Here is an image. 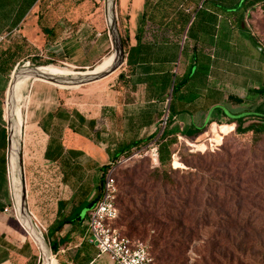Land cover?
I'll use <instances>...</instances> for the list:
<instances>
[{"label": "crops", "instance_id": "1", "mask_svg": "<svg viewBox=\"0 0 264 264\" xmlns=\"http://www.w3.org/2000/svg\"><path fill=\"white\" fill-rule=\"evenodd\" d=\"M32 1L17 0L18 6L22 3L19 12L25 14L18 24L1 32L7 31L8 35L0 45L2 49L18 42L29 49L16 65L24 59L39 62L43 59L85 70L107 57L112 42L102 0H35L28 8ZM92 2L99 4L91 6ZM143 3L144 0H135L138 14ZM263 5L261 0L245 13L252 8L262 9ZM219 19L214 42L188 39L186 51L178 58L180 77H186L194 65H209L208 70L189 75L190 80L173 101L172 113L168 110L172 118L168 131L177 133L186 142L201 140L205 135L211 138L213 125L230 126L232 133L238 123L246 127L255 124V120L250 121L253 118L264 122V96L255 90L264 85L254 86L250 82L252 77L264 79V61L261 55L257 57V52L264 55V51L249 39L245 25H231L221 16ZM232 30L227 38L225 31ZM135 32L131 33L130 47L136 44ZM218 32L224 37L222 46L218 44ZM226 45L231 46V53ZM229 54L233 56V67L225 68V78L217 77L220 67H225L231 59ZM0 79L4 91V97L0 95V264H40V252L31 237L12 212L4 211L11 202L6 130L9 83L1 73ZM227 83L234 88L223 87ZM139 86L134 101L139 110L121 108L112 102L103 107L83 105L67 89L36 82L31 86L24 112L25 141L30 156L25 179L27 201L30 212L44 227L43 235L50 243L57 244L56 253L60 255L57 264H115L87 242L83 219L100 196L104 167L123 158L128 153L126 147L134 141L155 134L151 142L156 144L163 132L157 126L160 101L147 97L144 83ZM258 98L261 103L255 108ZM136 146H131L130 151Z\"/></svg>", "mask_w": 264, "mask_h": 264}, {"label": "rangeland", "instance_id": "2", "mask_svg": "<svg viewBox=\"0 0 264 264\" xmlns=\"http://www.w3.org/2000/svg\"><path fill=\"white\" fill-rule=\"evenodd\" d=\"M91 6L98 4L90 3ZM139 4V2H138ZM102 6L105 8V0H102ZM139 11V10H138ZM105 18V12L102 13ZM116 17L118 22V29L123 43L125 52L124 63L111 75H108L100 80L87 83L75 87H60L43 80H31L29 83V90L27 93V100L22 112V134L23 138L20 141V149L22 153L24 178L26 179V171L29 167V145L25 141V108L29 100L31 86L34 82L50 85L60 89H67V93L76 97L83 105H94L103 107L105 103L112 102L121 108L128 107L129 109L139 110L136 104L139 92V83L137 77L132 76L128 78L129 68L127 67V52L131 45V33L136 31L139 22V14L135 8V0H116ZM244 22L247 30L254 34L260 44L264 47V8L259 10H250L244 14ZM136 25V26H135ZM200 28L195 27L193 33H199ZM7 34V31L5 32ZM219 35L218 44L222 46L223 35ZM5 40L2 42L1 45ZM226 44V43H225ZM219 46V47H220ZM229 52H232L230 45H226ZM4 49L0 46V51ZM182 47L180 46L178 57H180ZM27 50L22 48L20 53L25 55ZM112 48L105 55L112 54ZM259 53V54H258ZM264 55L257 52V57ZM232 54H229L228 61L225 67H220L217 77L225 78L227 74L226 69L233 67ZM35 59H40L39 57ZM52 64L61 68H68L73 71H91L90 69H75L66 63L58 61L24 59L20 62L18 69L22 66H42ZM264 63V62H263ZM17 65H15L16 67ZM14 67V69H15ZM264 68V66H262ZM13 69V70H14ZM181 61L176 65V71H180ZM13 72V71H12ZM12 72L7 78L10 82ZM202 72V70H201ZM124 76L120 78V75ZM236 75V73H235ZM238 78L236 76H233ZM3 81V79H0ZM228 81V80H227ZM251 85H264V79L252 77ZM219 83V81L217 82ZM137 84V85H135ZM222 83H219L220 86ZM225 84V83H224ZM0 85H2L0 83ZM232 90L233 85L226 84L223 86ZM3 87H0V95L4 97ZM259 98L255 100L254 107L260 105ZM159 104L158 129L162 132L165 128L168 129L170 125L168 104ZM7 109V107H6ZM166 119V120H165ZM255 124H261L259 119H251ZM248 123V120L246 121ZM7 126V123H6ZM212 138L209 130V136L205 135L201 140L189 139L188 142L178 137V144L174 147L175 153L172 156V168L188 169L184 163H181V158L186 159L193 173L196 172L197 165L201 166L200 176H203V185L200 191L203 193L201 204L198 208H194L193 204L190 209H193L191 226H195L196 232L191 236L190 243L180 248L182 252L178 259L180 264H264V134H231V127L225 128L223 126H212ZM26 143V144H25ZM202 143V144H201ZM203 143L206 144L203 145ZM191 144H201L199 150ZM157 148L155 143L149 141L146 145L141 144L136 146L128 152L124 158L132 157L129 161L121 164L116 173L117 182L119 185L120 196L126 197V193H132L136 198L135 207L131 208L132 213H129L126 205H122L119 199L120 220L118 228L129 238L140 240L146 243L152 250L155 257L161 246L153 244V237L156 235L158 227L153 228V223H145L140 225L141 228L146 229V235H143L139 230V221L137 224H129V222L136 218L139 213V174L136 176L135 188L129 183V178L125 174H130L132 171L139 170V165L143 162L146 167H155L158 165L153 159L152 149ZM27 160V163H25ZM124 174V175H123ZM197 183V181L195 182ZM195 185V184H194ZM97 193V189L95 190ZM218 195L214 200V195ZM97 195V194H96ZM207 197V199H206ZM199 217V218H198ZM139 218V217H138ZM89 215L87 214L83 219V227H85ZM197 219V220H196ZM196 220V223L193 222ZM177 234V232H176ZM47 239V237L45 236ZM49 247L50 241L47 239ZM51 255L53 256L52 264H57L60 255L54 253L51 248ZM105 255V254H104ZM108 256V255H107ZM57 259V261H56ZM41 264V263H40ZM156 264V262H155Z\"/></svg>", "mask_w": 264, "mask_h": 264}, {"label": "trees", "instance_id": "3", "mask_svg": "<svg viewBox=\"0 0 264 264\" xmlns=\"http://www.w3.org/2000/svg\"><path fill=\"white\" fill-rule=\"evenodd\" d=\"M16 1L0 0V33L8 26L12 27L18 24L24 16L25 11L19 12L22 3L18 6ZM260 1L144 0L134 35L136 44L130 47L127 52L128 78L136 76L137 82L144 83L147 86L148 98L156 99L160 103L168 101V110L172 113L173 101L178 99V93L190 80L189 75H192L193 71L200 72L201 68L202 71L205 68L209 69V65L203 64L201 67L197 64L192 66L186 77H180L178 71H175L179 62L178 52L180 46L182 47L181 54H183L187 49L188 39L201 40L203 43L214 42L217 32L215 25L221 21L219 16L231 25H245L246 27L244 22L246 9L253 7ZM34 2L35 0L29 3L28 8ZM16 6L19 8L15 9ZM250 10H256V8ZM195 27L200 28L201 31L193 33ZM232 33L233 30L231 32L225 31L227 38H230ZM248 37L257 48L264 51V47L254 34L249 33ZM2 42H0V45ZM22 48H24L22 42H18L16 45L0 52V73L7 78L19 60L29 53V49L25 48L27 52L22 56V53H20ZM198 60L199 57L195 54V61L198 62ZM123 76L121 74L120 78ZM255 90L259 95L264 96V87H257ZM229 98L239 100L233 96H229ZM171 119L169 117L168 120L171 121ZM223 127L228 128L230 126ZM236 133L264 134V122L246 127H242L238 123L234 132L230 135ZM154 136L155 134L150 135L145 140L134 141L132 145L126 147L127 151L129 152L133 145L147 144ZM177 144V133L170 132L165 128L156 141L158 165L155 167L148 165L146 167L142 162L139 165V170L125 174V177L130 179L129 183L133 188H135L136 176L139 174V213L129 224H137V221H139V226L136 228L139 227L143 235H146V229L141 228L140 225L153 223L152 229L158 227L157 233L153 237V244L160 245L161 249L155 257L148 246L153 257V264L155 262L156 264H180L178 263V259L182 255L180 248L187 245L188 242L190 243L191 236L197 229L194 228L195 226L190 225L192 223L190 218L194 215L190 205L193 204L194 208H198L203 198V193L200 191L203 185V176H200L201 166L197 165L199 168L193 173L191 170L193 167L190 166V163L181 158V163L188 166V169L172 168V156L175 153L174 147ZM201 144L191 145L199 150ZM203 145L206 146L205 143ZM122 153L124 152L122 151L120 154ZM108 167L109 165L104 167L105 170ZM117 171L118 169L115 174ZM196 181L197 183H195ZM119 190L118 185L116 205L119 216L114 221L117 227L120 220L119 199L122 205L127 206L129 213H132L131 208H134L136 203V198L133 197L132 193L127 192L126 197H124L120 196ZM217 196V194L214 195V200L217 199ZM196 220H193V222L196 223ZM50 244L52 251L56 253L57 244L55 242Z\"/></svg>", "mask_w": 264, "mask_h": 264}, {"label": "water", "instance_id": "4", "mask_svg": "<svg viewBox=\"0 0 264 264\" xmlns=\"http://www.w3.org/2000/svg\"><path fill=\"white\" fill-rule=\"evenodd\" d=\"M106 21L109 35L112 42V50L114 59L112 65L105 71L91 72L84 71V73L71 76L61 77L51 73L42 71L38 66H22L18 69V64L12 72L7 91L6 107H7V167L10 184L11 197L13 199L17 217L25 231L31 237L37 246L41 264H51V248L43 233L36 225L35 218L28 207L26 183L24 178V169L22 161V153L20 149V141L15 137L17 119L16 111V86L17 83L25 78L31 80H43L54 85L66 88L75 87L100 80L108 75L114 73L123 63L125 52L123 49L122 39L118 29V22L116 17V0H105ZM16 158V171L13 167V160ZM17 178L20 189L17 191Z\"/></svg>", "mask_w": 264, "mask_h": 264}, {"label": "built area", "instance_id": "5", "mask_svg": "<svg viewBox=\"0 0 264 264\" xmlns=\"http://www.w3.org/2000/svg\"><path fill=\"white\" fill-rule=\"evenodd\" d=\"M7 36L6 33H1L0 42ZM152 152L154 158V154L157 155V148H153ZM131 158L133 156L120 158L109 164L108 169L103 171L100 196L89 211V219L84 227V237L97 249L99 255H108L115 264H153L148 245L123 235L114 224L119 216L116 205L118 182L115 172L121 164ZM4 211L12 212L18 219L12 197L9 206ZM35 222L39 230L43 232L44 227L36 218Z\"/></svg>", "mask_w": 264, "mask_h": 264}, {"label": "bare ground", "instance_id": "6", "mask_svg": "<svg viewBox=\"0 0 264 264\" xmlns=\"http://www.w3.org/2000/svg\"><path fill=\"white\" fill-rule=\"evenodd\" d=\"M113 59H114V54L112 53L108 57H106L102 62H100L96 67H94V69L91 70V72H101V71L107 70L112 65ZM39 68L46 73H51V74L61 76V77L77 76V75L84 73L83 71H81V72L80 71H73V70L68 69V68H61V67H57L55 65L46 64V63H45V65L39 66ZM29 83H30L29 78H25V79L20 80L16 86L17 106H16L15 115H16V119H17V124H16L15 137L17 138L18 141H20L23 138V134H22V127H23L22 112L24 110V106H25L26 100H27ZM156 158H157V155L154 154V158H153L154 161H156ZM13 167L16 171V169H17L16 158L13 160ZM16 188H17V191L20 189V186L18 184V178H17ZM52 259H53V256H51V264H52Z\"/></svg>", "mask_w": 264, "mask_h": 264}]
</instances>
